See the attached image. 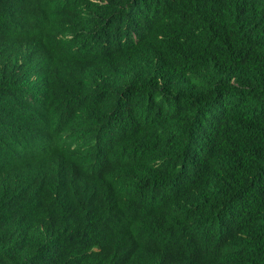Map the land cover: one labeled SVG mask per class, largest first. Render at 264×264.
<instances>
[{
    "label": "trees",
    "instance_id": "16d2710c",
    "mask_svg": "<svg viewBox=\"0 0 264 264\" xmlns=\"http://www.w3.org/2000/svg\"><path fill=\"white\" fill-rule=\"evenodd\" d=\"M0 264H264V0H0Z\"/></svg>",
    "mask_w": 264,
    "mask_h": 264
},
{
    "label": "bare ground",
    "instance_id": "6f19581e",
    "mask_svg": "<svg viewBox=\"0 0 264 264\" xmlns=\"http://www.w3.org/2000/svg\"><path fill=\"white\" fill-rule=\"evenodd\" d=\"M39 76V75H38ZM102 164V163H101ZM103 166V165H102ZM98 167V166H97ZM96 168V167H95ZM90 183V182H89ZM258 224V223H257Z\"/></svg>",
    "mask_w": 264,
    "mask_h": 264
}]
</instances>
